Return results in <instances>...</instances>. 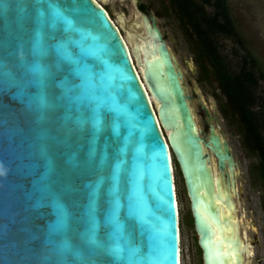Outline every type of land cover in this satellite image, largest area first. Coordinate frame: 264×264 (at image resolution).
<instances>
[{
	"label": "water",
	"instance_id": "obj_1",
	"mask_svg": "<svg viewBox=\"0 0 264 264\" xmlns=\"http://www.w3.org/2000/svg\"><path fill=\"white\" fill-rule=\"evenodd\" d=\"M112 5L124 33L98 0H0V264H180L170 153L203 264H247L216 100L153 11Z\"/></svg>",
	"mask_w": 264,
	"mask_h": 264
},
{
	"label": "rangeland",
	"instance_id": "obj_2",
	"mask_svg": "<svg viewBox=\"0 0 264 264\" xmlns=\"http://www.w3.org/2000/svg\"><path fill=\"white\" fill-rule=\"evenodd\" d=\"M98 1L111 11L113 15L111 18L116 22L117 18L113 11L112 0ZM143 1L150 10L161 13L160 16L156 15L158 25L165 36L166 42L174 51L181 67L184 69L185 81L190 86L192 79L197 81V65L189 48V43L179 27L177 18L170 9L168 1ZM229 3L240 34L250 50L259 58L264 68V0H229ZM220 45L231 66L236 68L240 61V57L236 52L242 53V51L235 40L229 36H221ZM185 60L194 62V72L185 65ZM198 84L205 97L213 96L218 106L219 102L225 101V97L213 76L198 82ZM263 87L264 81L260 80V88ZM193 104L197 123L204 130L206 125L203 123L202 112L195 102ZM218 109L220 110L219 107ZM220 113V123L238 160V168L241 173L240 181H238L239 201L242 207L240 211H242L244 221L250 217L254 219V224L247 226V238L253 243V254L248 264H264V211L262 207L264 185L252 168L256 162V157L249 153L245 147L236 121L231 116H225L221 110ZM172 165L179 212L180 264H203L202 252L197 247V235L193 222L191 224L189 218V214L191 215L190 202L174 160ZM252 228L254 229L252 230Z\"/></svg>",
	"mask_w": 264,
	"mask_h": 264
},
{
	"label": "trees",
	"instance_id": "obj_3",
	"mask_svg": "<svg viewBox=\"0 0 264 264\" xmlns=\"http://www.w3.org/2000/svg\"><path fill=\"white\" fill-rule=\"evenodd\" d=\"M167 1L193 53L197 81L210 76L217 81L225 97L224 102H219V108L236 121L245 147L256 157L252 168L264 185V87L260 88V80L264 81L263 64L240 34L229 0ZM156 15L161 13L157 11ZM221 36L232 37L242 51H235L240 57L236 68L222 52ZM171 157L181 175L173 154ZM181 179L183 182L182 175ZM262 207L264 211V191ZM189 218L192 224L190 214ZM197 247L201 251L198 244Z\"/></svg>",
	"mask_w": 264,
	"mask_h": 264
},
{
	"label": "bare ground",
	"instance_id": "obj_4",
	"mask_svg": "<svg viewBox=\"0 0 264 264\" xmlns=\"http://www.w3.org/2000/svg\"><path fill=\"white\" fill-rule=\"evenodd\" d=\"M132 58H133V56H132ZM134 59V58H133ZM149 97H150V99H151V101H152V98H151V96L149 95ZM198 106V105H197ZM199 107V106H198ZM209 108V112H210V114L212 115V110H211V108L210 107H208ZM199 109L202 111V109L199 107ZM205 116V119H206V115H205V113L202 111V116ZM197 118V117H196ZM204 124H205V121L203 122ZM198 124V123H197ZM199 125V124H198ZM206 125V124H205ZM170 156H171V153H170ZM212 160L215 162V157H212ZM239 169V168H238ZM241 216H242V223L244 224V229H245V233H246V237H247V226L250 224V225H253L252 223H249V221L246 223L244 220H243V214H241ZM247 240H248V238H247ZM249 241V240H248ZM252 249H253V247H252ZM253 254V253H252ZM252 254H250L249 256H248V258H247V264L249 263V261H250V259H251V257H252Z\"/></svg>",
	"mask_w": 264,
	"mask_h": 264
},
{
	"label": "flooded vegetation",
	"instance_id": "obj_5",
	"mask_svg": "<svg viewBox=\"0 0 264 264\" xmlns=\"http://www.w3.org/2000/svg\"><path fill=\"white\" fill-rule=\"evenodd\" d=\"M139 2L141 3L142 7H143L144 5L147 6V7L144 8L145 11H152V10L149 9L148 5H147L143 0H139ZM104 6H105V5H104ZM105 7H106V6H105ZM106 9H107V11L109 12V14H110L111 17H112L113 15H112L111 11H110L107 7H106ZM154 13H155V15H156V12H154ZM157 16H158V15H157ZM116 18H117V17H116ZM116 23H117V25L120 27L121 32L124 33V30H123V28L120 26L119 22L116 21ZM164 37H165V36H164ZM207 98H208V97H207ZM207 98H206V99H207ZM216 103H217V102H216ZM217 107H219V106L217 105ZM219 111H220V110H219ZM201 112H202V111H201ZM203 117H204V120H205V116H204V115H203ZM205 128H207V124H206V127H205ZM248 219H249V218H248ZM253 229H254V228H252V230H253Z\"/></svg>",
	"mask_w": 264,
	"mask_h": 264
},
{
	"label": "clouds",
	"instance_id": "obj_6",
	"mask_svg": "<svg viewBox=\"0 0 264 264\" xmlns=\"http://www.w3.org/2000/svg\"><path fill=\"white\" fill-rule=\"evenodd\" d=\"M0 175H4V171L0 169Z\"/></svg>",
	"mask_w": 264,
	"mask_h": 264
}]
</instances>
